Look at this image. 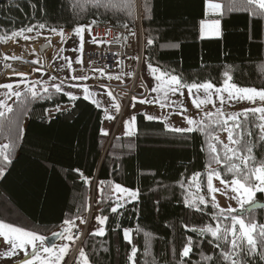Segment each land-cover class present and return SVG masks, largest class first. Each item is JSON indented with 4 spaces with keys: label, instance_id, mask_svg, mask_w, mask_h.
Here are the masks:
<instances>
[{
    "label": "trees",
    "instance_id": "trees-1",
    "mask_svg": "<svg viewBox=\"0 0 264 264\" xmlns=\"http://www.w3.org/2000/svg\"><path fill=\"white\" fill-rule=\"evenodd\" d=\"M101 2L116 6L96 7L93 0H0V31L34 23L71 30L76 24L94 20L121 28L125 23L134 26L133 0ZM212 2L227 4L228 0ZM145 3L151 18L140 19L141 30L144 40L154 43L145 45L144 55L154 66L182 77L186 83L211 80L219 86L228 72L232 82L241 87L264 86V20L254 21L250 13L239 8L226 11L216 17L221 20L222 38L200 39L205 0H140V13ZM33 4L36 7H31ZM128 4L132 7L127 8ZM49 92L50 98L27 104V116H20L12 102L17 110L0 118V144L9 142V128L14 135L17 117L25 129L13 164L0 179V221L49 236L66 216L88 203L96 178L94 207L109 221L106 236L89 235L80 244L91 264H128L132 245L123 241L124 228L132 230L133 244L140 249L137 264H176L172 248L178 251L181 247V233L203 239L184 233L182 223H212L210 209L199 213L183 206L184 190L178 184L193 172L205 171L209 154L201 151L204 138L175 133L161 121H148L137 114L134 134L115 137L105 151L108 138L100 135L102 110L83 98L70 100L52 89ZM62 105L69 108L42 118L45 110ZM9 119L12 124L6 122ZM255 147L257 158L264 157L260 145ZM75 169L91 179L90 186ZM99 180L139 189V200L126 203L120 210L122 215H114L109 211L110 202L96 204ZM104 195L106 198L107 192ZM80 214L85 217L87 213L81 208ZM254 215L264 223V209ZM166 225H174L175 230ZM203 247L209 248L206 243ZM189 259L191 264H202L198 250Z\"/></svg>",
    "mask_w": 264,
    "mask_h": 264
},
{
    "label": "snow or ice",
    "instance_id": "snow-or-ice-1",
    "mask_svg": "<svg viewBox=\"0 0 264 264\" xmlns=\"http://www.w3.org/2000/svg\"><path fill=\"white\" fill-rule=\"evenodd\" d=\"M93 2L96 7L116 6L102 3L101 0H93ZM76 6L81 7L79 4ZM31 7H36V5L33 4ZM131 7V4L127 5V8ZM205 7V15L208 14L207 10H211L212 13L222 17L226 11H235L239 8L250 13L254 21L264 20V0H228L227 4L205 0ZM150 12L151 9L145 3L142 6L139 18L150 19ZM95 23L94 20L92 23L76 24L75 27L71 28V35L78 38L76 46L72 49L76 56L74 58L60 57L65 61L68 73L60 84L53 83L51 87L55 90V93H62V85L65 80L77 82L73 83L71 87H82L83 99L90 101L96 108H102L105 113V120L114 121L116 115L109 114L108 108H103L101 102L94 98L92 90L87 85L79 83L87 81L89 77L86 74L76 75V70L73 67L74 64L85 65L84 45L86 43V33L89 34L93 44L110 43L91 35ZM122 27L127 29L129 25L125 23ZM44 29L59 36L61 43L66 42L64 28L48 27L45 23H37L14 30L10 35L0 36V43H7L8 41L18 43L19 39L31 41L34 37L29 34L36 32L37 36H40ZM131 35L136 36L137 33L132 31ZM210 37L222 38L220 19L200 21L199 38ZM44 40L51 43L47 36L44 37ZM153 43L152 39L146 41L147 45H153ZM172 46L178 47V45ZM63 51V48L59 49V52ZM33 55H35V51H33ZM135 59L139 60V57ZM0 60L3 61V67L10 68L9 60L23 61V57L3 53L0 54ZM25 63L39 65L38 60L25 61ZM63 68L64 65H57L56 71H62ZM147 69L156 82L148 91L158 95L152 98L132 96L130 107L134 109L136 104L139 103L172 110L176 107L177 101L171 100L170 97L173 95L183 96V90L186 89L193 107L202 114L201 118L197 120L192 116L184 115L188 109L180 104L178 114L186 122L187 127H175L170 130L182 135L195 133L202 136L204 146L201 151H207L209 154L204 172H193L185 180L179 181L178 184L184 190V197L181 201L183 206L199 213H204L205 210L210 209L212 223L202 224L201 226H190L188 223H182L181 227L184 233H195L196 237L203 239H194L192 235L181 233L179 237L181 247L178 251L175 246L172 248L176 264H191L189 258L194 250L200 252L202 264H254V262L264 264V223L260 222L254 215L257 208L264 209V204L260 202L264 200V157L258 159L255 154L256 144H259L260 150L264 151V86L259 88L241 87L232 82L233 78L228 72L223 74L225 78L222 84L217 86L211 80L186 83L182 77L164 71L159 66H153L151 63L147 64ZM35 71L43 73V67L38 66ZM92 71L98 73L101 77L105 75L104 68L92 69ZM13 72L17 77L14 82L0 83V89L4 90L0 92V97H3L0 98V118H5L6 114L14 113L17 109L20 116H27V104L37 99L50 98L52 95L49 92V87L44 86L41 80L30 81L28 79L30 73L15 70ZM43 74L48 75L47 73ZM57 78L58 76L49 75L50 80L55 81ZM107 78L120 80L119 75L113 77L109 74ZM99 87L113 101L112 107L115 113H121L123 111L122 106L114 102L115 97L108 86L100 84ZM66 95L72 100L78 99L70 92ZM13 98H15L13 103L17 105V109H14L8 103ZM233 102H246L254 106L244 107L240 111H227L226 108L231 107ZM208 105L212 106V110L205 111L204 109ZM56 111H61L59 106H57ZM173 114L177 113L173 112ZM48 115L50 114L45 110L42 113V118ZM125 115L128 119L123 121L124 134L130 136L132 135V125L136 122V116L130 112L125 113ZM144 118L148 121L158 119V117L149 114H145ZM6 122L13 123L10 119ZM253 128L257 129V132L254 133ZM218 133H226L227 143L220 139ZM100 135L108 136L109 133L101 128ZM7 138L8 143L0 144V179L5 177L16 157L17 147L25 139V129L21 125L19 117L14 123V135L13 129L9 128ZM213 165L218 167H213ZM74 171L78 173L86 185H91V179L85 177L83 172L79 169ZM214 181H218L222 187H217ZM105 192H107L106 198ZM97 193L96 204L110 202L109 211L114 215H122L120 210L124 205L128 202L138 201L140 197L139 189L128 188L115 181L106 183L104 180H99L97 182ZM217 194L229 201L228 206L222 207L220 205ZM231 202H235L236 206L233 207ZM91 207V204H82L74 214L66 216L60 225V230L51 233L53 237L61 242L50 245L46 244L48 237L36 229L0 221V238L3 241V245H0V247L6 246L5 250L0 251V261L15 264V259L18 258L20 264H91L83 247L78 249L73 247L78 241L83 244L81 236L84 237V240H87L89 235L98 237L107 235L105 227L109 221L107 215H96L94 217L99 227L87 233L79 230L80 225L88 224L85 217L80 214L81 208L83 212L89 213ZM101 211L103 210L101 209ZM77 221H79V224H77ZM166 227H172L175 230L174 225H166ZM149 235V233H145L146 237ZM122 237L127 245H132L130 253H127L128 264H137L136 258L140 249L133 244L132 230L122 229ZM205 243L209 246L208 249H204ZM145 251H147L146 247ZM206 252L208 254H205Z\"/></svg>",
    "mask_w": 264,
    "mask_h": 264
},
{
    "label": "rangeland",
    "instance_id": "rangeland-1",
    "mask_svg": "<svg viewBox=\"0 0 264 264\" xmlns=\"http://www.w3.org/2000/svg\"><path fill=\"white\" fill-rule=\"evenodd\" d=\"M133 15L135 18L134 19L135 24L132 28H130V27H128L127 29H125L123 27L122 28L119 27V28L126 30L128 32L134 31L135 28H137L139 26L141 29V24H139V22H140V20H139L140 19L139 18V16H140V0H133ZM89 23H92V22H89ZM89 23H87V24H89ZM34 24H37V23H34ZM11 32L12 31H9L5 34L10 35ZM86 34H85V40L87 42L88 38H87ZM29 35L33 36L34 39L31 41H24L23 39H19L18 43L8 41L6 44H3L1 46L0 52L2 54L8 53L10 55L14 54V55L23 57V61H21V60H9L8 64H10L13 67L20 68L19 70H17L19 72L30 73L28 76V79L30 81H35V80L39 79L42 81L44 86L49 87V89L54 90L51 87V85L53 83L60 84L61 80H63L65 78V75L68 73V69L65 65V61L62 60L60 57L61 56H67V57H73L74 58L76 56V53L73 52L72 49L76 46V44L78 42V38L70 35V37L67 38L65 43H61V39L59 38V36H57L55 33L48 32L47 29L42 30V35H40V36H37L36 32H33ZM45 36H47L51 40L52 48L48 52H46L44 54V56H42L41 58L36 57L37 44L40 43L39 41H45L44 40ZM132 38H133V36H131V39ZM141 38H142L143 56H142L141 67H140L139 73L137 75L138 79L135 77V72L132 71V68H131L130 70L120 71V74H119L120 80H116L114 78L110 80L107 78L108 76H103V77L100 76V79L98 78V80L96 81L97 86L89 87L92 90V92L94 93V98L101 102L103 108H108L109 114H115L116 115V119L114 121L105 120V118H104L105 113L102 110V108H99L103 111V121H102V127L101 128L107 130L109 133V135L107 136L108 140L106 142L105 149H104L105 151H106V148L109 146L110 142L115 137H120V136L129 137V135L124 134L125 129L123 128V121L128 119V117L125 115V113L130 112L132 115H135V116L137 114H141V115H143V117L145 116V114L156 116V117H158V119H156V120L161 121L168 130L173 129L175 127H187L186 122L178 114L180 112V107H179L180 104H183L188 109V111L184 115L192 116L197 120H199L201 118V115H202L201 113L198 112V110H196L193 107L191 100L188 98V92L186 89L183 90L184 91L183 96L173 95L170 97L171 100L177 101L176 107L172 110L161 109L156 105H146V104L137 103L136 107L134 109L131 108L129 105L123 112L118 113V114L115 113V111L112 107L113 101H111L110 98L107 97L104 94V92L100 89V87H99L100 84H106L108 86V88L111 89L113 87V85L119 86L120 84H131V83L136 81V83L137 82L141 83L143 85L142 86L143 88H146V90H147L146 96L148 98H152L153 96L158 95L157 93H150L148 91V89H150L152 86H154L156 82L154 81V79L152 78V76L150 75V73L147 69V64L151 63V62H149L144 55V48L146 45V41L144 40L142 30H141ZM84 47H85V45H84ZM61 48L64 49L63 52H59V49H61ZM33 51H35V55H33ZM53 58H55V59H53ZM31 60H38L39 65H33L31 63H25V61H31ZM57 65H64L63 70L57 72L56 71ZM38 66H42L43 67V73H47L48 75H45L41 72L35 71V68ZM73 67L75 69H77L79 67V65L74 64ZM49 75L58 76V78L55 81H53V80L49 79ZM113 77H115V76H113ZM16 79H17V77L14 75V72H13V74L11 76L1 77L0 83L14 82ZM44 82H46V83H44ZM86 82L87 81H81L79 83H81L82 85H85L84 83H86ZM73 83H77V82L71 81V80H65L64 84L62 85V89H63L62 94H64V92H66V93L70 92L75 96L81 95L80 98H83L84 93H83L82 87L73 88V87H71V85ZM142 87H141V89H142ZM201 95H203V94L201 93ZM66 96H67V98H69L68 95H66ZM0 98H3V97H0ZM120 99L121 98L115 94V101L114 102L115 103H121ZM14 100H15V98H13V100L8 101V103L11 104ZM217 106H219V105H217ZM251 106H254V105L247 104L246 102H233L231 107H227L226 110L227 111H240L244 107H251ZM59 107L62 111H64V110H67L69 108V105H62ZM204 110L205 111L212 110V106L208 105L207 108H205ZM56 112H57L56 108L50 109L48 111V113L50 115H48V116L50 117V116H52V114H55ZM173 112H175L177 114H173ZM116 121H117V125L114 129L113 126H114V123ZM113 129L115 130V132L112 133ZM134 132H135V124L132 125V135L134 134ZM219 137L221 140H223L225 143H227L226 133L219 134ZM214 183L216 184L217 187H222L219 185L218 181H214ZM94 189H95V182L91 185V192L88 195V204H91V206H92L91 211L85 215V219L88 221V224L87 225H80V228H79V229H82V228L86 227L85 233H87L88 231H91L92 229H94L96 227H99V225L97 224V222L94 219V217L96 215H99V213L96 211V209L94 207V205H95ZM193 191H194V189H193ZM217 199H218V201L222 207L228 206L229 201L225 197H222L219 194H217ZM231 204L233 207L236 206L235 202H231ZM77 224H79V221H77ZM60 242L61 241L58 240L56 243H60ZM0 245H3L2 238H0ZM5 247H0V251L5 250ZM73 247L75 248V245ZM66 259H67V257H66ZM4 263H5L4 261H0V264H4Z\"/></svg>",
    "mask_w": 264,
    "mask_h": 264
},
{
    "label": "built area",
    "instance_id": "built-area-1",
    "mask_svg": "<svg viewBox=\"0 0 264 264\" xmlns=\"http://www.w3.org/2000/svg\"><path fill=\"white\" fill-rule=\"evenodd\" d=\"M134 31L137 33L136 36L131 35V32L108 23H95L91 35L110 43H103L100 45L93 44L89 34H86L88 38L84 47V61L86 66L79 65V67L75 69V74H86L89 79L84 84L88 87L97 86L96 81L98 78L100 79V75L98 73H94L92 69L104 68V76H108L109 74L116 76L120 74V71L130 70L132 68V71L135 72V77L138 79L137 75L141 67L143 56L140 26L135 28ZM5 33H7V29L0 31V36L5 35ZM65 33V40H67V38L71 35V31L65 29ZM131 36H133L132 39ZM39 42L40 43L37 44L36 48V57L41 58L52 48V42ZM3 44L6 43H0V48ZM0 54L2 53L0 52ZM136 57H139V60H136ZM117 61H119V63H117ZM19 69L20 68L13 66L5 68L3 67V61L0 60V78L3 76H11L13 74V70L17 71ZM141 87L142 84L139 82L136 83L135 81L131 84H120L119 86L113 85L110 90L112 91L114 97L116 94L121 98V103L119 104L122 106L124 111L131 104L132 96L144 97L147 95L146 88L142 87L141 89ZM79 230L86 232V227ZM82 239L83 236H81V240ZM80 243L81 242L78 241L75 248L78 249Z\"/></svg>",
    "mask_w": 264,
    "mask_h": 264
},
{
    "label": "crops",
    "instance_id": "crops-1",
    "mask_svg": "<svg viewBox=\"0 0 264 264\" xmlns=\"http://www.w3.org/2000/svg\"><path fill=\"white\" fill-rule=\"evenodd\" d=\"M205 11H206V7H205ZM207 13H208V14L206 15V19H207V20L216 19V17L219 16L218 14L212 13L211 10H207ZM210 38H215V37H210ZM3 91H4V90L0 89V92H3ZM81 93H82V92H81ZM81 93H80V94H81ZM64 94L66 95V92H64ZM77 97L80 98L81 95H78ZM69 99H70V97H69ZM71 100H72V99H71ZM9 104H10V103H9ZM61 111H62V110H61ZM102 112H103V111H102ZM52 115H53V114H52ZM102 121H103V119H102ZM116 125H117V122L114 123V126H113L114 129H115ZM101 127H102V124H101ZM114 129H113L112 133L115 132ZM59 230H60V228H59L58 230H56V231H59ZM21 255H23V254L21 253ZM4 264H7V262H5ZM15 264H20L18 258L15 259Z\"/></svg>",
    "mask_w": 264,
    "mask_h": 264
},
{
    "label": "water",
    "instance_id": "water-1",
    "mask_svg": "<svg viewBox=\"0 0 264 264\" xmlns=\"http://www.w3.org/2000/svg\"><path fill=\"white\" fill-rule=\"evenodd\" d=\"M95 181H96V178H95L94 182ZM262 204H264V203H262ZM258 209H260V208H257L256 210H258ZM47 237H48V240L46 241V244H48V245H50L52 243H56L58 241L57 238L53 237L52 235H49Z\"/></svg>",
    "mask_w": 264,
    "mask_h": 264
},
{
    "label": "bare ground",
    "instance_id": "bare-ground-1",
    "mask_svg": "<svg viewBox=\"0 0 264 264\" xmlns=\"http://www.w3.org/2000/svg\"><path fill=\"white\" fill-rule=\"evenodd\" d=\"M135 19V18H134ZM140 20V19H139ZM139 24H140V22H139Z\"/></svg>",
    "mask_w": 264,
    "mask_h": 264
}]
</instances>
